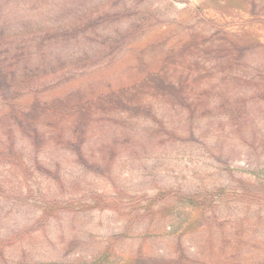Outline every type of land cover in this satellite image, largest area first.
Returning <instances> with one entry per match:
<instances>
[{
	"label": "rangeland",
	"instance_id": "obj_1",
	"mask_svg": "<svg viewBox=\"0 0 264 264\" xmlns=\"http://www.w3.org/2000/svg\"><path fill=\"white\" fill-rule=\"evenodd\" d=\"M0 264H264V0H0Z\"/></svg>",
	"mask_w": 264,
	"mask_h": 264
}]
</instances>
